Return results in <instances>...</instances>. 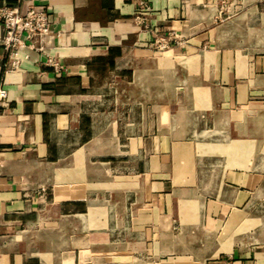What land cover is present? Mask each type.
Here are the masks:
<instances>
[{"label":"crops","instance_id":"0c3cea01","mask_svg":"<svg viewBox=\"0 0 264 264\" xmlns=\"http://www.w3.org/2000/svg\"><path fill=\"white\" fill-rule=\"evenodd\" d=\"M140 1L0 43V264H264V0Z\"/></svg>","mask_w":264,"mask_h":264},{"label":"built area","instance_id":"2783aa9c","mask_svg":"<svg viewBox=\"0 0 264 264\" xmlns=\"http://www.w3.org/2000/svg\"><path fill=\"white\" fill-rule=\"evenodd\" d=\"M222 4L228 0H219ZM140 8L150 11V4L141 0ZM138 22L144 23L145 17L142 14L136 15ZM0 22L2 23L3 36L0 37V43L6 51V70L16 71L25 59L29 58V54L23 51L24 48H35L31 43L34 36H44L51 33V18L45 6L36 3L33 0L25 10L19 5H4L0 7ZM183 40L176 32L168 35L158 36L153 42L157 51L167 50L172 43L180 44ZM38 49H41L38 48ZM48 63L56 68L60 66L49 60ZM7 96L6 90L0 88V99Z\"/></svg>","mask_w":264,"mask_h":264},{"label":"rangeland","instance_id":"374dc122","mask_svg":"<svg viewBox=\"0 0 264 264\" xmlns=\"http://www.w3.org/2000/svg\"><path fill=\"white\" fill-rule=\"evenodd\" d=\"M254 221H255V220H254ZM256 223L259 224V226H258L259 228H261V229L264 228V220H261L260 222L257 221ZM258 227H257V228H258ZM251 228H255V229L257 230V228H256L255 226H253V225L251 226V225H250V226L248 227V232H247V233H245L246 231L244 232V229H243V228H241V232H240V233H241V234L248 235V233H250V229H251ZM233 236H234V235H233ZM234 237H235V236H234ZM234 237H232L231 239H233ZM256 237H257V236H256ZM259 237H261V236H259ZM240 239H242V238H240Z\"/></svg>","mask_w":264,"mask_h":264},{"label":"bare ground","instance_id":"6f19581e","mask_svg":"<svg viewBox=\"0 0 264 264\" xmlns=\"http://www.w3.org/2000/svg\"><path fill=\"white\" fill-rule=\"evenodd\" d=\"M223 232V231H222ZM227 234V233H226ZM223 235V234H222ZM234 237V236H233ZM234 239V238H233Z\"/></svg>","mask_w":264,"mask_h":264}]
</instances>
